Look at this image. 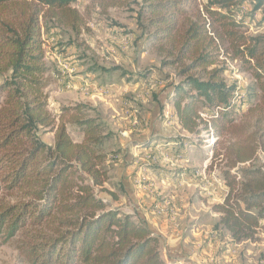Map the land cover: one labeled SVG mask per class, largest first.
Returning <instances> with one entry per match:
<instances>
[{
	"label": "trees",
	"instance_id": "trees-1",
	"mask_svg": "<svg viewBox=\"0 0 264 264\" xmlns=\"http://www.w3.org/2000/svg\"><path fill=\"white\" fill-rule=\"evenodd\" d=\"M248 1L134 0L151 48L164 68L178 72L167 102L182 129L200 138L210 131L200 114L225 109L211 126L219 136L213 159L223 157L228 195L212 210L237 243L254 242L264 221V172L257 162L264 153V38L249 36L236 20ZM77 2L0 0V196L10 198L0 202V235L26 237L21 250L29 264H170L144 222L99 196L119 200L106 188L111 133L90 117L88 105L64 107L58 117L49 110L47 38L62 29L79 33ZM130 2L99 0L106 10ZM252 2L249 10L264 12V0ZM238 60L256 85L235 103L237 86L227 81L226 67ZM39 128L54 132L53 145L40 140ZM70 129L78 130L80 141Z\"/></svg>",
	"mask_w": 264,
	"mask_h": 264
},
{
	"label": "crops",
	"instance_id": "crops-1",
	"mask_svg": "<svg viewBox=\"0 0 264 264\" xmlns=\"http://www.w3.org/2000/svg\"><path fill=\"white\" fill-rule=\"evenodd\" d=\"M71 69L63 73V90H75L70 96L75 103L64 107L88 105L89 114H95L90 116L111 133L106 151L119 158L112 161L111 176L120 188L121 213L141 220L160 239L163 259L170 264L257 263L251 254L258 248L264 251V241L237 243L218 226L221 215L212 207L225 201L228 188L215 182L213 167L206 168L212 149L208 157L203 141L178 123L174 107L167 102L168 83L156 82L151 89L157 101L144 99L142 114L129 120L116 110L120 104L115 103L125 99L117 97L122 96L118 85H104L88 75L74 77L75 68ZM115 90L119 95L110 94ZM95 99L101 101V109L94 107ZM218 173L217 179H223Z\"/></svg>",
	"mask_w": 264,
	"mask_h": 264
},
{
	"label": "rangeland",
	"instance_id": "rangeland-1",
	"mask_svg": "<svg viewBox=\"0 0 264 264\" xmlns=\"http://www.w3.org/2000/svg\"><path fill=\"white\" fill-rule=\"evenodd\" d=\"M254 4L252 0H249L236 20L241 23L244 32L249 36L264 38V12L262 10L253 13L252 9L249 10L250 6L253 7ZM74 7L83 18L79 33L62 29L58 32H52L50 38H47L46 63L50 68L51 84L46 90V94L49 99V110L54 117L60 115L62 107L66 104L75 103V100L70 98L75 90H63V77H65L63 73L68 72L72 67L75 68V72L72 74L74 77L81 75L87 77L86 75H88L96 81L101 79L104 85H118L122 96L117 97H124L125 99L116 102L115 105H120L119 109H115L117 113L122 112L123 116L129 120L142 114L144 99L157 101L158 95H155L151 89L156 82L164 81L169 84L180 81L177 70L172 67L164 68L162 59L151 48L146 21L141 16L140 5L136 4L134 0H131L127 7L108 10L101 7L99 0H78ZM221 59L224 60L225 58L222 57ZM243 68L242 60L228 61L226 79L229 83L242 84L247 92L248 87L256 85V80L252 71H244ZM107 69H110L112 73L108 74L109 70L107 71ZM134 78L136 80L133 82ZM4 81L5 78L0 76V88ZM136 81L138 83H135ZM137 84L140 85L137 86ZM125 90H129V92L126 93ZM110 94L119 95V92L115 90L111 91ZM4 96L5 94L0 92V103L3 102ZM93 102L96 109H101L100 100L95 99ZM117 113L114 112V115ZM89 115L95 116V114ZM69 133L74 141L81 140L78 130L70 129ZM37 136L47 145L54 144V132L50 129L39 128ZM205 137L206 134H202L197 139L202 140V145L207 147L204 151L208 156L209 150L212 149L213 151L214 148L208 146ZM112 156L113 161L119 159L115 153H112ZM218 165L222 172L224 165L222 163ZM109 171L110 180L106 184V188L119 197L118 181L111 176L113 166L109 165ZM99 196L110 207L122 212L120 198L118 201H114L108 193H100ZM0 202H10V198L1 195ZM32 230L29 229V231ZM262 230H264L263 222L257 229L255 241L248 242L253 245L263 242L264 238L261 239L262 236L260 237L263 234ZM40 232L49 233L46 229L40 230ZM25 239L26 237L19 235L7 241L3 235H0V264H29L21 250V245ZM261 250L262 248H258L251 254V257L257 262L255 264L264 262V251L261 252ZM253 263L254 261L249 264Z\"/></svg>",
	"mask_w": 264,
	"mask_h": 264
},
{
	"label": "built area",
	"instance_id": "built-area-1",
	"mask_svg": "<svg viewBox=\"0 0 264 264\" xmlns=\"http://www.w3.org/2000/svg\"><path fill=\"white\" fill-rule=\"evenodd\" d=\"M236 86H237V90L235 92V96H236V99L234 100L235 103L237 102L238 99H245L247 96V92L245 91L244 86L242 84H239V85L236 84ZM237 103H239V102H237ZM221 111H225V109L215 110L213 113H201L200 114L201 119L206 124H208L210 127V131L208 133H205L206 134L205 142L211 148H214L219 142V136H217L216 133L214 132V130L211 126L212 125L211 123H212V121H214L216 118L219 117ZM222 160H223V157L221 156L220 161H218L217 163L213 162V151H211L210 159L208 161L209 165L206 166V168L213 167L212 176L215 178V182L219 183L220 185L226 186V182L224 179H217V174H219L218 172H220L218 164L221 163ZM257 162L261 166V170L264 172V153L262 151H259V153H258ZM246 165L249 166L250 163H247ZM241 166L243 167V166H245V164H242ZM240 179H241V177H239V180ZM262 231L264 233V230H262ZM262 264H264V262Z\"/></svg>",
	"mask_w": 264,
	"mask_h": 264
}]
</instances>
